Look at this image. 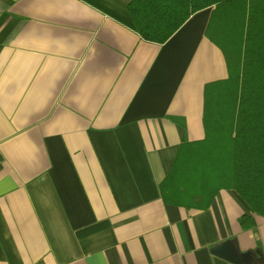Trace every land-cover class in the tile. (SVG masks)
<instances>
[{
  "label": "crops",
  "instance_id": "obj_1",
  "mask_svg": "<svg viewBox=\"0 0 264 264\" xmlns=\"http://www.w3.org/2000/svg\"><path fill=\"white\" fill-rule=\"evenodd\" d=\"M129 1L0 0V264H235L211 252L228 239L264 264V218L235 191L196 210L158 187L227 76L211 8L157 44Z\"/></svg>",
  "mask_w": 264,
  "mask_h": 264
},
{
  "label": "trees",
  "instance_id": "obj_2",
  "mask_svg": "<svg viewBox=\"0 0 264 264\" xmlns=\"http://www.w3.org/2000/svg\"><path fill=\"white\" fill-rule=\"evenodd\" d=\"M205 36L224 57L227 76L202 94L203 138L184 142L158 183L164 201L206 210L233 190L264 218V0H130L127 11L145 41L168 40L195 12L209 9ZM242 228L253 220L241 215Z\"/></svg>",
  "mask_w": 264,
  "mask_h": 264
},
{
  "label": "water",
  "instance_id": "obj_3",
  "mask_svg": "<svg viewBox=\"0 0 264 264\" xmlns=\"http://www.w3.org/2000/svg\"><path fill=\"white\" fill-rule=\"evenodd\" d=\"M211 252L235 264H248L252 261L253 257H256L258 260L262 259L260 251L257 249L253 251H239L233 239L225 240L214 246Z\"/></svg>",
  "mask_w": 264,
  "mask_h": 264
}]
</instances>
